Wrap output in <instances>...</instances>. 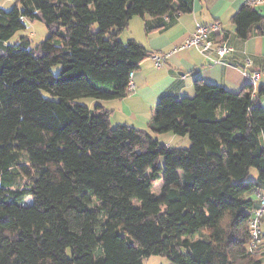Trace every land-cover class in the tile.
<instances>
[{
    "label": "trees",
    "instance_id": "1",
    "mask_svg": "<svg viewBox=\"0 0 264 264\" xmlns=\"http://www.w3.org/2000/svg\"><path fill=\"white\" fill-rule=\"evenodd\" d=\"M193 1L0 6V264H263L264 248L248 244L250 196L264 188V89L234 94L196 80L195 97L160 99L150 131L113 128L107 109L79 102L125 97L129 74L152 57L120 40L131 20L151 17L146 33L164 32ZM254 7L233 18L240 38L263 20ZM25 20L49 36L9 45ZM166 133L190 147L161 143Z\"/></svg>",
    "mask_w": 264,
    "mask_h": 264
},
{
    "label": "crops",
    "instance_id": "2",
    "mask_svg": "<svg viewBox=\"0 0 264 264\" xmlns=\"http://www.w3.org/2000/svg\"><path fill=\"white\" fill-rule=\"evenodd\" d=\"M250 1L194 0L191 12L174 17L164 32L150 35L145 31V21H152V18L135 17L121 32L119 38L122 42L134 39L153 54L167 52L182 44L195 32L198 23L209 25L215 22L221 25L219 37L231 46L233 51L219 58L215 53L207 57L195 48H188L173 55L162 67H157L151 57L147 58L140 64L139 70L134 72L136 84L134 92L127 93L123 98L93 101L90 105H84L94 108L99 104L107 109L110 112V124L113 128L125 125L150 131L154 110L160 99L165 95L178 99L195 97L196 80L201 79L206 83L223 87L230 93L238 94L245 87L253 86L251 76L257 70L261 76L253 88L255 94H258L264 89V4L254 7L263 20L252 26L246 39L238 36L233 21L235 15ZM5 2L6 0H0V6L2 7ZM138 18L140 20H137ZM167 19L168 17H165V20ZM217 59L219 62H215ZM261 104L264 108V95ZM160 137L174 142L178 136L166 133ZM158 140L163 143L162 139L158 138ZM164 144L173 147L172 143ZM250 178L251 181L257 182L258 171L253 170ZM257 192H253L250 196L254 202L251 217L260 204ZM261 192L264 193V188ZM261 230L264 237V220ZM262 261L264 264V256Z\"/></svg>",
    "mask_w": 264,
    "mask_h": 264
},
{
    "label": "built area",
    "instance_id": "3",
    "mask_svg": "<svg viewBox=\"0 0 264 264\" xmlns=\"http://www.w3.org/2000/svg\"><path fill=\"white\" fill-rule=\"evenodd\" d=\"M14 1V0H9ZM253 6L264 4V0H251L249 2ZM221 34V25L219 22L204 25L198 23L195 32L188 37L182 44L173 47L167 52L156 53L152 55V59L157 67H162L164 63L176 53L188 48H195L201 54L210 57L211 53H215L219 58L225 57L233 51V48L226 44L219 36ZM219 62V59L215 60ZM261 73L254 71L251 76V83L255 87L259 81ZM135 73L129 74V82L127 86V93H132L136 89L134 82ZM260 201L259 206L253 211V215L249 221L250 241L248 249L251 253L255 254L264 246V237L262 235L261 225L264 220V193L257 192Z\"/></svg>",
    "mask_w": 264,
    "mask_h": 264
},
{
    "label": "rangeland",
    "instance_id": "4",
    "mask_svg": "<svg viewBox=\"0 0 264 264\" xmlns=\"http://www.w3.org/2000/svg\"><path fill=\"white\" fill-rule=\"evenodd\" d=\"M17 0L14 1H8L6 0L5 4L2 6L6 11H10L14 8L15 4ZM137 20H140L139 18ZM26 24V28L23 30L18 31L7 43L9 45H18L21 42L22 37H29L30 41H31V46L35 47L37 45H39L40 43H42L48 36H49V30L47 28V26L40 22V21H31V20H26L25 21ZM60 71V67L56 66L53 68V73L55 75H57ZM43 95L45 97H50L49 94H47L46 92H43ZM93 101H100V100H96L90 97H85L79 100V102H81L82 104L85 105H90L91 102ZM95 106V105H94ZM93 107V106H92ZM163 135V134H162ZM161 135V136H162ZM157 138L162 139L163 143H169L173 145V147H177V148H188L191 145V141L189 139L188 136L186 137H176L175 141H171L169 142L168 138H162L159 136H157ZM160 165L163 166L164 165V161L161 160L160 161ZM252 178V177H251ZM250 178V180H252ZM162 186V183H158L156 185V192L159 193L160 188ZM141 264H172L171 261L164 256H151L150 258H144L142 260Z\"/></svg>",
    "mask_w": 264,
    "mask_h": 264
}]
</instances>
